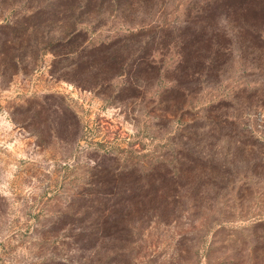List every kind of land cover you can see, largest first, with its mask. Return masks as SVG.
Instances as JSON below:
<instances>
[{
    "label": "rangeland",
    "instance_id": "obj_1",
    "mask_svg": "<svg viewBox=\"0 0 264 264\" xmlns=\"http://www.w3.org/2000/svg\"><path fill=\"white\" fill-rule=\"evenodd\" d=\"M28 6L0 0V264L75 259L82 252L72 239L58 241L72 222L84 224L72 209L86 191L111 188L120 170L173 176L183 161L204 199L193 196L198 206L189 208L194 201L180 185L176 213L130 235L119 264H264V249L258 259L243 250L251 225L264 221V52L254 62L234 46L219 75L186 76L178 85L177 49L152 51L159 77L139 97L118 100L121 78L97 89L55 70L51 51L38 43L55 35L43 26L22 33ZM82 26L92 44L123 30L111 21ZM172 97L176 107L166 109L162 99ZM179 153L183 159H174ZM56 219L65 227L51 225Z\"/></svg>",
    "mask_w": 264,
    "mask_h": 264
},
{
    "label": "trees",
    "instance_id": "obj_2",
    "mask_svg": "<svg viewBox=\"0 0 264 264\" xmlns=\"http://www.w3.org/2000/svg\"><path fill=\"white\" fill-rule=\"evenodd\" d=\"M24 2L33 6H28L26 16L20 20L22 33L43 26V32L55 35L47 41L40 38L38 41L51 51L55 70H60L73 83L97 89L109 88L114 78H121L117 94L113 95L118 100L139 97L150 78L159 77L161 68L153 60L152 51L177 49L178 60L173 68L176 74L172 81L178 85L186 76L197 75L208 81L219 75L230 63L229 52L234 46L242 54L247 50L254 62H258L259 53L264 52V40L260 37L264 26V0ZM179 6L182 8L177 15ZM107 21L120 25L123 30L106 41L92 44L82 25L88 23L93 28ZM177 99L163 98L162 102L168 104L167 109L176 107ZM178 155L174 159H183L181 153ZM190 162L197 163L188 160ZM184 171L186 176L181 175ZM144 172L120 170L115 183H108L111 188L93 194L86 191L82 203L72 209L73 214H80L77 218L84 224L72 222L70 232L61 235L58 241L62 244L65 238L72 239L70 244L82 254L75 259L52 257L44 261L49 264H119L117 258L130 241V235H135L144 223L176 213L173 203L184 198L177 190L180 185L186 189L187 199L194 201L189 208L198 206L193 196L204 199L194 188L195 178L190 176L194 170L184 161L171 172L173 176L153 177ZM62 222L56 219L51 225L60 229L65 227ZM261 227H264L263 220L255 221L250 227L251 244L243 248L249 258L258 259V254L264 251V241L256 242L260 237L256 231ZM260 231L264 233L263 228ZM259 257L263 259L264 252Z\"/></svg>",
    "mask_w": 264,
    "mask_h": 264
}]
</instances>
